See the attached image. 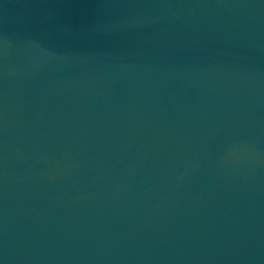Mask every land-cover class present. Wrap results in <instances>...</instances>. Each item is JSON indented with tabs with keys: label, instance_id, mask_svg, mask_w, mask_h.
<instances>
[{
	"label": "water",
	"instance_id": "1",
	"mask_svg": "<svg viewBox=\"0 0 264 264\" xmlns=\"http://www.w3.org/2000/svg\"><path fill=\"white\" fill-rule=\"evenodd\" d=\"M0 264H264V0H0Z\"/></svg>",
	"mask_w": 264,
	"mask_h": 264
}]
</instances>
